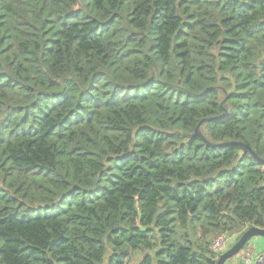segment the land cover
Wrapping results in <instances>:
<instances>
[{
  "label": "trees",
  "instance_id": "16d2710c",
  "mask_svg": "<svg viewBox=\"0 0 264 264\" xmlns=\"http://www.w3.org/2000/svg\"><path fill=\"white\" fill-rule=\"evenodd\" d=\"M252 226L264 0H0V264H215Z\"/></svg>",
  "mask_w": 264,
  "mask_h": 264
},
{
  "label": "built area",
  "instance_id": "2783aa9c",
  "mask_svg": "<svg viewBox=\"0 0 264 264\" xmlns=\"http://www.w3.org/2000/svg\"><path fill=\"white\" fill-rule=\"evenodd\" d=\"M231 240L232 236L227 233H220L211 239L209 250L219 256L230 247L232 244ZM246 250H244L242 256L244 264H257L264 259V250L257 255H254L251 249Z\"/></svg>",
  "mask_w": 264,
  "mask_h": 264
},
{
  "label": "water",
  "instance_id": "95a60500",
  "mask_svg": "<svg viewBox=\"0 0 264 264\" xmlns=\"http://www.w3.org/2000/svg\"><path fill=\"white\" fill-rule=\"evenodd\" d=\"M255 236L264 237V229L254 226L247 228L225 252L218 256L215 264H224L228 259L239 254L250 239Z\"/></svg>",
  "mask_w": 264,
  "mask_h": 264
},
{
  "label": "crops",
  "instance_id": "0c3cea01",
  "mask_svg": "<svg viewBox=\"0 0 264 264\" xmlns=\"http://www.w3.org/2000/svg\"><path fill=\"white\" fill-rule=\"evenodd\" d=\"M231 241L233 244L236 240L234 241V239H232ZM247 248L251 249L254 255L261 253L264 250V237L255 236L251 238L250 241L248 242L246 249ZM242 256L243 254L241 253L237 254L236 256L228 259L224 264H244L242 260Z\"/></svg>",
  "mask_w": 264,
  "mask_h": 264
},
{
  "label": "clouds",
  "instance_id": "9594fccd",
  "mask_svg": "<svg viewBox=\"0 0 264 264\" xmlns=\"http://www.w3.org/2000/svg\"><path fill=\"white\" fill-rule=\"evenodd\" d=\"M243 252H244V250H242L240 253L243 254ZM240 253H239V254H240Z\"/></svg>",
  "mask_w": 264,
  "mask_h": 264
},
{
  "label": "rangeland",
  "instance_id": "374dc122",
  "mask_svg": "<svg viewBox=\"0 0 264 264\" xmlns=\"http://www.w3.org/2000/svg\"><path fill=\"white\" fill-rule=\"evenodd\" d=\"M248 249V248H247ZM247 251V250H246Z\"/></svg>",
  "mask_w": 264,
  "mask_h": 264
}]
</instances>
